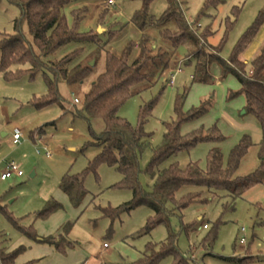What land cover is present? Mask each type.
Masks as SVG:
<instances>
[{
    "label": "rangeland",
    "instance_id": "374dc122",
    "mask_svg": "<svg viewBox=\"0 0 264 264\" xmlns=\"http://www.w3.org/2000/svg\"><path fill=\"white\" fill-rule=\"evenodd\" d=\"M185 2L186 18L194 24L193 28L197 27L200 32L207 28L212 31L207 41H198V47L210 56L215 53L213 48L223 41L221 57L227 61L260 12L264 11V0H222L215 5L208 4L207 0ZM76 5L66 11L71 24V10ZM80 6H84L80 14L86 13V18L79 31L98 32L100 41L86 44L83 53L68 66L69 69L77 63L93 62L92 54L100 48L120 55L130 41L138 38L139 33L130 21L143 6L142 0H115V6L111 7L108 0H92ZM165 6V0H156L150 12L159 16ZM103 12L106 13L102 15ZM20 18L21 11L16 5L0 0V39L4 35L15 34L14 21ZM22 33L32 41L27 24L23 25ZM196 35H199L198 32ZM263 47L264 27L241 55L242 60L248 61L249 73L252 70L251 61ZM80 48L81 44L72 43L49 60L56 64ZM194 49L192 44L180 46L158 83L131 98L119 112L120 117L137 127L141 108L157 100L152 115L145 123V131L152 136L151 143L140 158V183L148 193H151L155 181L147 173L153 148L162 144L166 125L176 120L175 106L183 92H186L183 112L198 108L208 100L212 101V107L201 119L186 124L182 134L216 126L226 140L217 145L199 144L167 160L159 170L175 162L181 166L199 163L200 168L205 170L208 153L216 146L220 148L226 166L232 150L244 136L251 137L254 145L242 159L235 178L251 175L262 162L259 121L253 115L245 114L246 98L243 95L229 100L231 92L241 89L240 83L232 75L223 77L217 64L210 68L213 76L211 83H194L197 61L192 58L187 63L190 51ZM105 51L100 54L98 62L94 61L93 76L80 88L72 89L65 82L59 84L58 91L65 101L64 109L58 104L43 109L32 106L34 99L48 94L43 74L8 83L0 73V173L12 162L19 164L24 172L20 178L13 177L7 181L0 178V252H11L24 246L26 252L16 264L31 261L38 264H132L140 259L148 244L162 243L174 234L179 253L189 264H264V183L235 200L226 193L218 192L213 196L204 190L202 198L207 201L196 202L182 213L169 212L163 224L147 233L143 230L150 218L155 217L147 206H138L130 211L119 210L115 219L106 213L109 208L116 211L133 198L130 190L119 187L123 176L114 167L101 164L96 173L86 176L85 188L89 194L79 208H75L61 191L60 183L67 173H82L100 153L97 147L87 146L92 140L89 125L75 114L82 108L84 94L89 91L93 80L105 72ZM28 68L25 66L22 69ZM17 69L14 67L12 71ZM48 77L51 78V75L48 74ZM144 88L139 87L135 93ZM75 98L79 100L78 104L74 102ZM104 128L102 121H95L93 129L97 134ZM16 130L24 137L19 145L13 143ZM40 130L42 133L38 134ZM35 136L41 137L42 141L35 140ZM38 151L42 153L38 154ZM194 190L186 187L178 193V198L202 191ZM52 199L61 204V209L48 220L40 219L39 213ZM171 209L169 205L168 211ZM205 225L207 229H204ZM30 226L42 237L64 234L63 229L68 226L67 234L63 235L68 244L61 252L55 246L32 242L20 229ZM213 235H216V240L212 246L204 245L205 239ZM159 264H177V261L168 256Z\"/></svg>",
    "mask_w": 264,
    "mask_h": 264
},
{
    "label": "trees",
    "instance_id": "16d2710c",
    "mask_svg": "<svg viewBox=\"0 0 264 264\" xmlns=\"http://www.w3.org/2000/svg\"><path fill=\"white\" fill-rule=\"evenodd\" d=\"M8 1L20 9L21 18L14 21L15 34L4 35L0 39V73L4 75L8 83L43 74L47 80L48 94L34 99L32 106L35 109H43L58 104L64 109L65 101L58 91L59 84L65 82L72 89H77L94 74L95 64L92 66V62L77 63L71 69L68 67L83 53L86 44H96L100 41L98 32L79 31L80 25L86 18V13L80 14L84 7L80 5L92 0ZM155 1L142 0L143 6L130 21L139 36L130 41L120 55L105 51L104 48L92 54L93 60L98 62L100 54L105 51V72L93 80L89 91L84 94L82 108L78 109L75 115L89 125L92 140L87 146L97 147L100 153L82 173L69 172L60 183L61 191L67 195L75 208H79L89 194L85 188L86 176L89 173H96L101 164L114 167L123 176L119 187L130 190L133 198L116 211H110L109 208L106 213L115 219L119 210L130 211L138 206H147L155 213V217L150 218L143 230L145 233L163 224L168 214L177 211L182 213L196 202L207 201L202 198L204 190L213 196L218 192L226 193L235 200L250 189L264 183V47L251 61L250 73L248 61L241 59L242 53L252 45L264 27V11L260 12L227 61L221 57L223 41L213 48L215 53L210 56L198 47V41H207L212 36V31L207 28L204 32H200L196 29L197 27L193 28L194 24L186 18L184 9L186 0H165V9L159 16L152 15L150 12L151 5ZM220 2L222 0H207V3L211 5ZM74 5L77 8L71 10L70 15L73 20L71 24L66 11ZM105 13L103 12L102 15ZM24 24L29 27L32 41L27 40L22 33ZM155 33H157L156 36H154ZM72 43L81 44L82 48L63 57L56 64L50 62L51 56ZM189 44L195 46V49L190 51L187 63L191 62L192 58L197 61L194 83H211L213 76L210 68L213 64L220 67L223 77L232 75L240 83L241 89L231 92L229 100L243 95L246 98L245 114L253 115L259 121L262 131L260 154L262 162L259 169L251 175L235 178L242 159L254 145L251 137L244 136L232 150L226 166L224 156L220 148L216 146L208 153L205 170L200 168L199 163L181 166L177 162L159 170V167L167 160L177 157L182 152H188L199 144L217 145L226 140L216 126L210 129L203 127L191 133L182 134L186 124L201 119L212 107V101L208 100L198 108L187 113L183 112V99L186 95V92H183L175 106L176 120L166 125L162 144L153 148L147 173L155 181L151 193H148L140 183V158L151 143L152 136L145 131V123L152 115L157 100L141 108L137 127H133L126 119L120 117L119 112L131 98L154 87L168 70L178 48ZM25 66L29 68L22 69ZM14 67H18L15 72L12 71ZM139 87L145 88L135 93ZM98 120L105 126L99 134L93 129L95 121ZM41 133L42 130L38 131V134ZM186 187L202 191L190 192L179 199L178 193ZM169 205L172 206L171 211H168ZM60 209L61 204L52 199L38 217L48 220ZM10 220L19 227L12 217ZM67 227L63 229L64 234H67ZM20 229L32 242L55 246L61 252L65 244H68L64 234L42 237L33 226L20 227ZM215 240L216 235L210 236L205 239L204 245L212 246ZM176 241V236L170 234L162 243L148 244L140 259L132 264H159L168 256H173L177 264H189L180 255ZM25 252L24 246L11 252L2 251L0 252L1 264H16L17 259ZM25 264L37 263L31 261Z\"/></svg>",
    "mask_w": 264,
    "mask_h": 264
},
{
    "label": "built area",
    "instance_id": "2783aa9c",
    "mask_svg": "<svg viewBox=\"0 0 264 264\" xmlns=\"http://www.w3.org/2000/svg\"><path fill=\"white\" fill-rule=\"evenodd\" d=\"M108 4L111 6H115V0H108ZM200 27V25H199ZM171 83H173V79L171 81ZM74 102L76 104L79 103V100L77 98H75ZM23 140V135L19 130H16L15 133L13 134V143L14 144H20ZM47 151V150H46ZM42 151H38V154H41ZM47 157H49L50 155L47 153L46 154ZM24 176V172L21 169V166L19 164L16 163H8L6 165V167L4 168L3 172L1 173V180L2 181H7L13 177H23ZM204 229H207V226H204Z\"/></svg>",
    "mask_w": 264,
    "mask_h": 264
},
{
    "label": "crops",
    "instance_id": "0c3cea01",
    "mask_svg": "<svg viewBox=\"0 0 264 264\" xmlns=\"http://www.w3.org/2000/svg\"><path fill=\"white\" fill-rule=\"evenodd\" d=\"M3 136H5V135H3ZM24 138V137H23ZM35 140H37L38 142H41L42 141V138L41 137H37V136H35V138H34ZM22 142H23V140H22ZM21 142V143H22ZM20 143V144H21ZM17 145H19V144H17ZM7 164V163H6ZM6 167V166H5ZM4 170V169H3ZM3 170L1 171V173L3 172ZM1 173H0V178H1ZM38 264V263H37Z\"/></svg>",
    "mask_w": 264,
    "mask_h": 264
},
{
    "label": "water",
    "instance_id": "95a60500",
    "mask_svg": "<svg viewBox=\"0 0 264 264\" xmlns=\"http://www.w3.org/2000/svg\"><path fill=\"white\" fill-rule=\"evenodd\" d=\"M100 32H101V30H100ZM91 65L94 66V62H92Z\"/></svg>",
    "mask_w": 264,
    "mask_h": 264
}]
</instances>
